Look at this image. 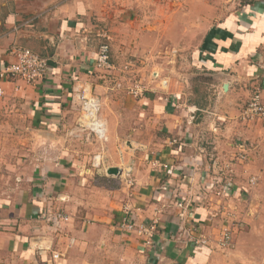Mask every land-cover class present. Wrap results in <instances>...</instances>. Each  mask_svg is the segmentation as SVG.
Masks as SVG:
<instances>
[{
  "label": "crops",
  "instance_id": "obj_1",
  "mask_svg": "<svg viewBox=\"0 0 264 264\" xmlns=\"http://www.w3.org/2000/svg\"><path fill=\"white\" fill-rule=\"evenodd\" d=\"M112 3L120 6L122 0H0V70L13 61L16 45L47 57L50 64L47 75L33 83L0 78V98L21 107L18 116L25 123L19 131L56 136L71 125L77 115L75 80L88 78L86 71L101 42L110 43L115 66L126 67L125 60H117V35L110 34L124 23L122 16L113 14ZM243 7L240 15L232 14L205 32L202 25L197 31L190 27L181 31L179 24L177 35V27L165 23L159 39L175 37L186 44L198 39L197 66L154 67L146 92L136 98L128 92L133 110L145 107L142 117L139 111L128 114L116 104L111 105L112 113L106 109L101 116L113 155H100L102 165L96 171L85 168L90 165L87 158L69 160L58 153L48 161L40 157L24 164L19 180L33 181L45 190L18 193L9 188L1 194L17 199L0 201V264H216L221 257L216 242L225 228L218 203L227 208L225 204L239 193V184L252 173L264 178V116L242 118L254 93L259 92L264 103V0ZM111 22L116 27L111 29ZM134 22L132 26L138 24ZM149 28L148 37L155 39L152 32L157 26ZM133 67L137 72L146 69L135 63ZM192 75L203 77L197 78L200 90H191ZM96 81L105 91L113 88ZM101 97V104L115 103L112 93ZM139 118L160 123L151 140H138L143 129ZM124 119L132 122L123 123ZM111 167L118 173H108ZM130 167L132 185L122 175ZM226 179L230 186L226 195H220L215 187H222ZM179 196L192 201L189 215L199 226L194 236L179 216L175 202ZM50 205L67 219L45 223L43 215ZM126 205L135 211L138 223L159 218L152 245L120 227ZM200 233L207 235L208 245L192 240ZM53 251L60 256L52 259Z\"/></svg>",
  "mask_w": 264,
  "mask_h": 264
},
{
  "label": "rangeland",
  "instance_id": "obj_2",
  "mask_svg": "<svg viewBox=\"0 0 264 264\" xmlns=\"http://www.w3.org/2000/svg\"><path fill=\"white\" fill-rule=\"evenodd\" d=\"M253 1L255 0H122L121 5L117 4L116 7L114 6L115 3H112L113 14L116 13L117 17L122 16L124 23L120 27L110 31V34L117 35L119 41H116V48L114 46L115 52L120 56L117 60H120V63L125 60L124 62L127 63L124 66L126 67H116V70L98 73L93 78L79 79L84 81L91 80L93 82V93L99 99L101 96L103 97L112 93V100L115 103L102 102L101 115L105 114L106 109L112 113L111 105L116 104V107L127 111L128 114L136 111L138 113L139 111L140 114L138 116L142 117L144 114L141 113L144 112L145 107L138 106L137 109L135 108L136 111L131 108L135 106L129 102V93L131 94L130 86L140 84L146 90L145 83L150 82L149 79L152 78L153 72L157 70L154 67L157 66H167V68L173 66L178 70L184 69L185 66H197L194 63V57H196L195 54L199 45L198 39H190L187 44L184 40L180 41L175 37L159 39L156 36L159 34L160 36H158L161 37L165 23L170 25V28L173 27L175 29L177 27L175 34H179L180 30H186L188 27H190V30L197 31L200 29V25H202V29L205 32L208 30V27L226 21L232 14L240 15L239 12L241 13L244 8L243 6ZM132 20L138 24L132 26ZM198 21L200 22L194 25V22ZM179 24H181L180 30ZM152 25L157 26V29L154 30L156 33L152 32L155 39L148 37L151 36L149 33L151 29L149 27ZM110 27L111 29L116 27L114 22L110 23ZM126 39L128 44H130L129 47H126V42L124 41ZM122 49L123 53H118ZM134 63L138 66H146V69L142 72L140 70L137 72L134 70ZM172 74L176 73L172 72ZM176 75L178 81L180 80L179 82L181 83L178 74ZM197 78L196 75H192L189 78L190 80L193 79L191 90L194 88L197 90L199 88L200 90L198 79L202 80L203 77ZM96 80H99V83L101 81L103 84L108 82L110 85H113V88L105 91L104 87L96 86ZM194 92V96H196L197 91ZM199 92L203 93L202 90ZM131 95L133 96V94ZM73 97L76 100L75 96ZM6 101L4 97L0 98L1 203L3 200L8 202L17 199L16 195L9 199L4 197L6 193L1 195L9 188L15 189L13 191L18 190V193L23 189L31 191L36 188L37 193L45 190L43 186L36 185L33 181L24 182V180H19L20 173L25 169L23 167L24 164H30L34 160H39L40 157L43 161H48L58 153L64 155L65 158L68 157L69 160L76 157L79 159L87 158L90 160V165H87L85 168H90L89 171L94 172L95 168L91 165L94 156L102 155L104 157L105 153L106 156L109 155L111 157L113 155L108 152L107 145L110 142L108 137L106 140H100L95 136L88 137L87 131H83L80 128L78 124L80 110L77 100L76 105H73V111L77 113L76 119H74L68 128L64 130L62 128L60 134L56 136L42 134L39 137L26 128L23 132L19 131L21 127H24L25 123L18 116V109L21 107L15 102ZM258 117L261 118L262 116H256L249 120H256ZM121 121L117 120L120 124ZM123 121V123L128 122L127 124L132 122L131 119L128 121L124 119ZM139 122V125L143 129H141L142 133H138V140H151L152 132L158 130L160 123L155 121L149 122L143 118H139ZM119 126L117 124V128ZM36 138L38 139L36 140ZM121 144L124 148L128 146V143L123 141H121ZM139 151H143V149ZM110 152L118 153L116 150L115 152L114 150ZM139 153L138 157L141 156L142 158L141 152ZM99 160L101 159L99 158ZM251 175L254 177L252 176L245 183L239 184V193L236 196H232L233 199H229L230 204H225L227 208L223 207V202L218 203L220 208L218 210V217L221 219L220 221L223 220L222 226L230 228L232 241L227 246H220L219 241L216 242L217 250L221 256L220 259H217L216 264H264V178H261L256 173H252ZM220 188L215 187V191ZM219 200L220 198L216 199V203ZM199 202H201L200 198ZM46 210V215H49L51 219L46 217L43 220L46 221L45 223H48L47 220L54 223L53 211H60V209L53 208L50 205ZM121 220L122 216H120L119 221ZM201 235L208 239L205 233H200L199 236H196V239L200 238Z\"/></svg>",
  "mask_w": 264,
  "mask_h": 264
},
{
  "label": "built area",
  "instance_id": "obj_3",
  "mask_svg": "<svg viewBox=\"0 0 264 264\" xmlns=\"http://www.w3.org/2000/svg\"><path fill=\"white\" fill-rule=\"evenodd\" d=\"M14 57L13 61L0 70V78L14 80L22 79L28 83H33L43 79L49 70V59L44 57L32 49L20 45H16L11 50ZM112 70H116L115 64L111 60V48L108 40L101 42L99 45L97 55L94 64L87 69L86 74L88 78H93L98 73H107ZM93 82L90 80L84 81L77 78L74 85V96L78 103L80 110V116L78 124L83 131H87V136H95L100 140L107 139L106 122L101 116V101L94 95L92 90ZM142 85L130 86V92L134 97H139L144 93ZM3 95V90L0 87V96ZM264 115V103L262 102L259 92L254 93L247 102L245 109L242 112V118L248 120L255 118L256 116ZM100 155L93 157L91 165L94 168H99L102 162L99 160ZM124 180L129 184H133L132 180V168H127L122 173ZM229 180L226 179L225 183L220 189H217V193L220 195H226L225 189L229 187ZM163 190H167L168 186L164 185ZM176 206L179 207V216L187 226L190 235L194 236V232L199 229V226L195 224L191 214L189 215V209L192 201L190 202L185 196H179L177 198ZM44 218L49 215L44 214ZM66 220L67 215L62 211H58L53 219ZM120 227L129 232H137L143 236L142 240L145 245H152L154 242V235L158 229L159 218L155 217L149 221H142L138 223L135 211L129 206L123 207L122 220L119 222ZM230 228H224L219 238V245L227 246L231 244ZM193 233V234H192ZM194 242L208 245L209 240L205 236H201L198 239L193 238ZM60 254L56 251L52 253V259H56Z\"/></svg>",
  "mask_w": 264,
  "mask_h": 264
},
{
  "label": "water",
  "instance_id": "obj_4",
  "mask_svg": "<svg viewBox=\"0 0 264 264\" xmlns=\"http://www.w3.org/2000/svg\"><path fill=\"white\" fill-rule=\"evenodd\" d=\"M108 173L116 174V173H118V168L117 167H111V168H109Z\"/></svg>",
  "mask_w": 264,
  "mask_h": 264
}]
</instances>
